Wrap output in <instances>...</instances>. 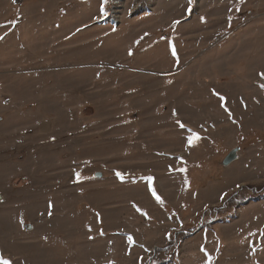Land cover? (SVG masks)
I'll use <instances>...</instances> for the list:
<instances>
[{
	"label": "rangeland",
	"instance_id": "obj_1",
	"mask_svg": "<svg viewBox=\"0 0 264 264\" xmlns=\"http://www.w3.org/2000/svg\"><path fill=\"white\" fill-rule=\"evenodd\" d=\"M30 3L0 0V258L264 264V0Z\"/></svg>",
	"mask_w": 264,
	"mask_h": 264
},
{
	"label": "crops",
	"instance_id": "obj_2",
	"mask_svg": "<svg viewBox=\"0 0 264 264\" xmlns=\"http://www.w3.org/2000/svg\"><path fill=\"white\" fill-rule=\"evenodd\" d=\"M31 3L29 4V8L25 10V15L27 20L34 21L35 24L39 20H43L45 22H49L51 20L49 16H52V13H58L59 16L63 15L58 20L64 19V16L68 14H79L77 18H82L87 21L85 24H93L100 21L102 18L103 12L101 9H104L105 2L104 0H66V6L60 7L57 5L56 0H29ZM61 14V15H60ZM64 22V21H63ZM59 28V26H58ZM87 28V25L79 28L78 31L84 30ZM70 38V36L68 37Z\"/></svg>",
	"mask_w": 264,
	"mask_h": 264
},
{
	"label": "snow or ice",
	"instance_id": "obj_3",
	"mask_svg": "<svg viewBox=\"0 0 264 264\" xmlns=\"http://www.w3.org/2000/svg\"><path fill=\"white\" fill-rule=\"evenodd\" d=\"M104 2L105 3H107V0H104ZM101 11L103 12L104 10H103V8L101 9ZM178 23V22H177ZM173 55H175V50L173 49ZM262 76H264V73H262L261 74ZM220 99L221 100H224L225 98L224 97H220ZM200 139V137L198 136V134H193L192 136H190L189 138H188V143L191 145V144H194L196 141H198ZM117 175L119 176V175H121L120 173H117ZM149 179H151V178H149ZM152 192H153V195L155 196V198H156V200L157 201H160L161 200V198L158 196V195H156V192H155V189H152ZM0 264H11V262L10 261H8V260H5V259H3V258H0Z\"/></svg>",
	"mask_w": 264,
	"mask_h": 264
},
{
	"label": "water",
	"instance_id": "obj_4",
	"mask_svg": "<svg viewBox=\"0 0 264 264\" xmlns=\"http://www.w3.org/2000/svg\"><path fill=\"white\" fill-rule=\"evenodd\" d=\"M238 150H234V151H232L231 153H230V155L226 158V160H225V164L226 165H229L230 163H232L233 161H235V159L237 158L236 157V152H237Z\"/></svg>",
	"mask_w": 264,
	"mask_h": 264
},
{
	"label": "bare ground",
	"instance_id": "obj_5",
	"mask_svg": "<svg viewBox=\"0 0 264 264\" xmlns=\"http://www.w3.org/2000/svg\"><path fill=\"white\" fill-rule=\"evenodd\" d=\"M237 152H238V151H237ZM237 152H236V153H237ZM237 155H238V153H237ZM238 156H239V155H238Z\"/></svg>",
	"mask_w": 264,
	"mask_h": 264
}]
</instances>
